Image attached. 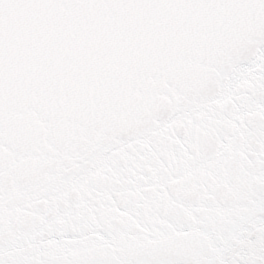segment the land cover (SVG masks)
I'll return each instance as SVG.
<instances>
[{"label":"snow or ice","instance_id":"1","mask_svg":"<svg viewBox=\"0 0 264 264\" xmlns=\"http://www.w3.org/2000/svg\"><path fill=\"white\" fill-rule=\"evenodd\" d=\"M0 264H264V0H0Z\"/></svg>","mask_w":264,"mask_h":264}]
</instances>
